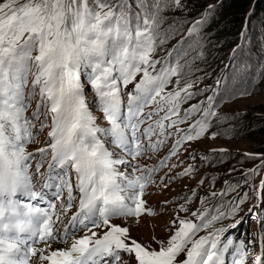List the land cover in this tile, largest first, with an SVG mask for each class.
Instances as JSON below:
<instances>
[{
	"label": "snow or ice",
	"instance_id": "6c2138e0",
	"mask_svg": "<svg viewBox=\"0 0 264 264\" xmlns=\"http://www.w3.org/2000/svg\"><path fill=\"white\" fill-rule=\"evenodd\" d=\"M134 2L135 8L130 0H118L115 6L111 0H91V3L89 0L0 2V233L30 232L48 248L54 243L67 244L69 237H73L70 247L53 250L48 256L40 255V260H50L51 264H131L132 259L136 264H226V254L234 242L230 237L221 242L225 229L196 237L213 222L228 218V213L209 216L207 209L190 212L180 205V212H190L191 217L200 222L195 223L177 214L171 221L176 230L169 237L167 246L157 241L161 244L159 250L142 245L131 236V228L144 212L142 197L147 183L159 169H150L145 177L134 176L117 166L126 165V168H133V172H142L143 169L129 164L125 156L136 159L144 155L146 149L141 139L150 140L157 130L163 139L149 144L153 151L158 145L165 144L170 136L179 135L160 162V167L167 166V160L178 156L186 142L204 136L216 115V101L209 97L207 107L192 105L185 110L183 117L179 116L181 104L196 95L189 91L191 83L162 95L171 77L179 71L169 61L156 72L158 61L151 60L156 47L153 27L167 4L162 0ZM174 4L182 7L181 0H174ZM197 33L198 28L194 25L188 35ZM33 64L36 71L32 90L25 102L24 89ZM140 73L142 77L135 83L134 91L127 94L125 103L120 84L126 87ZM85 83L95 91V107L104 114L107 127L97 122L92 108L85 102ZM37 87L41 102L37 104L33 118L39 120L41 115L51 114L52 123L46 147L37 149L41 161L36 164L35 173L30 174L31 160L35 156L26 152V144L32 138V119H25L24 113L35 97ZM181 93H184L182 99ZM157 97L164 103L155 110L156 113L165 108L167 111L154 125L140 133V126L145 121L139 117L146 106L156 102ZM41 106L47 109V113L41 112ZM197 113H201L200 118L181 135L179 125ZM151 116L149 113L146 119ZM174 116L177 119H172ZM165 121L170 123L166 125ZM6 126L14 135H6ZM47 126L46 122L42 123L40 131ZM172 127L176 128V133L166 134V128ZM114 148L120 149L124 155L113 151ZM190 148L191 144L184 148V152L194 159ZM49 150L52 162L48 173L41 174L45 175V182L40 190H36L33 176L39 173ZM55 168L63 171L54 178L51 173ZM70 169L76 176L79 203L77 211L64 224L61 214L70 211L77 199L73 195V184L66 178ZM194 170L189 166L180 175L188 176ZM57 178L60 183L53 184V179ZM200 183L203 184V180ZM52 188H55L53 195L56 199H60L65 190L67 192L66 204L62 203L59 210L52 202L41 208L27 203L22 205L16 199L17 196L44 199L48 195L44 189ZM243 202V198L236 202L232 214ZM147 214L153 213L149 211ZM118 218L128 220L129 226L113 223ZM94 229H104L103 234ZM81 231L84 235L75 238ZM6 239L0 236V264H29L27 254L20 260L13 258L12 254L18 253L20 247L16 242L6 243ZM24 243L19 240V244ZM234 251L239 253V249ZM27 253L35 256L37 249L30 247ZM121 253L127 254V258ZM181 254H184L183 260L178 259ZM232 264H236L235 259ZM239 264H244L242 259ZM254 264H264V254Z\"/></svg>",
	"mask_w": 264,
	"mask_h": 264
},
{
	"label": "rangeland",
	"instance_id": "374dc122",
	"mask_svg": "<svg viewBox=\"0 0 264 264\" xmlns=\"http://www.w3.org/2000/svg\"><path fill=\"white\" fill-rule=\"evenodd\" d=\"M19 2L23 4L25 0ZM130 2L135 8L134 0ZM162 2L167 7L159 13L153 27L156 47L151 60L158 61L156 70L169 61L176 67L178 64L183 67L187 84H192L189 91L196 95L181 104V115L192 105L207 107L209 97L216 101V115L204 136L186 142L172 165L160 173L159 185L155 184L144 200L156 209V214L140 219L131 228V236L141 244L159 250L161 244L157 241L167 246L169 237L175 232L176 226L171 221L177 214L199 223L190 212L207 209L209 216L229 214L228 218L213 222L210 230L231 225L236 233L254 237L258 220L264 215V140L256 133L257 127H264V38L261 23L258 16L251 13L237 36L216 43L215 60H196L194 57L199 50L204 46L211 48L205 34L198 31L194 36L188 35L189 29L202 21L182 12L183 0L179 8L174 0ZM117 3L118 0H111L112 6ZM179 72L166 90L169 93L179 89ZM183 95L181 93V99ZM159 98L152 103L153 106L158 105ZM200 115H192L188 124L195 122ZM189 144L194 159L184 152ZM189 166L195 170L188 176H181L180 173ZM241 198L244 202L232 214V208L237 207L236 202ZM180 205L190 212H180ZM113 223L129 226L125 219Z\"/></svg>",
	"mask_w": 264,
	"mask_h": 264
},
{
	"label": "trees",
	"instance_id": "16d2710c",
	"mask_svg": "<svg viewBox=\"0 0 264 264\" xmlns=\"http://www.w3.org/2000/svg\"><path fill=\"white\" fill-rule=\"evenodd\" d=\"M182 12L204 23L196 25L199 26V33L207 36V44L211 48L204 46L206 49L203 47L198 51L194 57L196 60H215L216 43L237 36L251 13L258 16L264 38V0H183ZM165 64L164 62L160 68ZM177 67L180 70L179 89H182L187 84V76L183 67L179 64ZM256 133L264 140V127H257Z\"/></svg>",
	"mask_w": 264,
	"mask_h": 264
},
{
	"label": "bare ground",
	"instance_id": "6f19581e",
	"mask_svg": "<svg viewBox=\"0 0 264 264\" xmlns=\"http://www.w3.org/2000/svg\"><path fill=\"white\" fill-rule=\"evenodd\" d=\"M124 220V219H123Z\"/></svg>",
	"mask_w": 264,
	"mask_h": 264
}]
</instances>
